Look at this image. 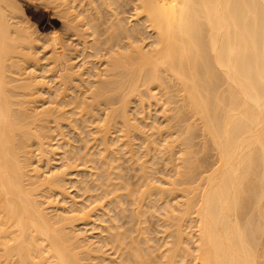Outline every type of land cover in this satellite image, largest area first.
<instances>
[{
    "label": "bare ground",
    "instance_id": "obj_1",
    "mask_svg": "<svg viewBox=\"0 0 264 264\" xmlns=\"http://www.w3.org/2000/svg\"><path fill=\"white\" fill-rule=\"evenodd\" d=\"M43 1L47 5L55 4L59 19L63 22L61 24L78 36L83 51L91 49L93 52L88 55L103 58L104 65L94 69V76L85 70L94 77L89 82V77L85 81L83 65L78 67L72 61V55H67V51L72 53V49H69L71 43L67 46L63 38L56 37L51 39V60L45 62L48 69L43 65L42 71L39 64L44 57L39 55V40L33 36L35 31H31L36 29L29 31L31 26L28 24L31 23L27 21L24 8L15 0H0V264H264V0ZM131 4L133 13L129 14L136 17L135 23L128 21V14L122 15ZM145 29L153 37L148 46L143 44L146 38L142 33ZM79 51L76 48L77 55ZM44 69L45 73L53 72L55 89L46 84L45 75L41 78L37 74L39 70L44 72ZM78 81L82 82L84 90H79ZM42 87H46V91ZM44 93H50V105L43 101ZM160 98L165 104L164 108L161 107ZM39 101L46 104L38 106L36 103ZM69 105L72 106L66 109ZM146 105L149 108L160 106L168 114H165V120H174L175 132L169 131L174 129L172 121L168 123L171 126L164 129L150 123L154 129L157 128L150 135L152 137L145 132L146 129L143 134V128L148 127L149 123L146 118L144 121L147 124L138 121H143V114L148 110L144 111ZM135 108L138 110L136 114L132 110ZM191 118L194 119L192 122L189 120ZM91 122L92 125L101 122L95 131L90 126L95 136L92 140H99L96 147L101 146L98 155L107 158L109 154L103 152H108L116 156V151L127 147L125 142L115 144L116 139L110 132L111 128H115L123 132L119 142L123 137L129 138L130 133L134 138L139 134L140 140L143 134L144 142L141 143L143 146L145 143V154L149 150L157 154L160 149L159 153H163L165 160L171 162L169 166L177 164L173 169L175 172H172L174 175L171 178L168 176L170 179L164 177L158 182V178L154 180L152 177L153 174L148 176L150 172L146 175L145 169L151 170L153 167L149 166V159H145L148 162L144 160L139 163L142 169L145 168V174L142 173L145 178L141 179L145 183L142 185L145 190L139 189L143 191L140 194L142 199L143 195L147 199L151 196L152 199L156 198L154 196L159 200L164 199V202L160 200L163 204L160 207L156 204L159 210L162 209V214L159 212L162 217L157 207L154 211L160 215L161 219L159 215L156 217L162 221V226L161 223L159 226L163 227L161 230L165 233V239L161 236L164 248L160 252L158 246L155 247L153 237H145L142 229L136 230L138 227L133 229L134 225L131 224L134 222L130 220L135 221L137 211L130 215L131 208L125 205L122 209L127 207L130 216L126 215V211L123 214L130 218L134 216L126 220L131 226H125V221L120 224L125 229L119 227L118 222L112 220L118 215L111 216L113 224L107 227L110 229L107 230L111 246L107 250L99 246L100 243L96 246L95 240L92 241L86 234L83 236L82 230L76 229L75 222L92 217V209L83 204V207L74 209L72 203L68 205V201H64L67 205H58L57 196L69 194L65 182L68 181L67 169L70 170L73 165L66 163L70 168L65 164L64 168L57 169L49 167L51 163H48L44 168L40 162L43 158L48 161L58 146L65 147L63 145L68 141L65 140L64 128H73L79 133L85 127L84 123L89 126ZM198 130L209 136L213 147L211 151L214 149L213 154L216 155L213 156L217 157L215 163L207 165L208 161L201 163L202 160L199 162L197 156L194 157L191 148L195 145L193 140L197 132L200 135ZM153 133L158 135V140L165 137L161 139L162 145L160 142L154 143L157 137ZM146 134L148 139L154 141L148 140ZM57 136V146H54L51 142ZM83 139L91 140L87 135ZM86 143H82L83 149L80 148L85 153L81 151L75 157L78 160L77 155H81L79 160L82 159L81 165L85 164V167L87 162H96L86 152L91 148L84 149L88 146ZM73 146L75 149L77 145ZM73 146L70 143V147ZM66 147L65 151L69 152ZM97 148L93 152L96 153ZM124 149L132 156L137 154ZM35 155L39 162H34ZM173 156L177 157L176 160ZM106 160L102 159L103 163L106 164ZM108 163L107 167L110 166ZM197 163L201 171L196 169ZM118 172L113 169L117 176ZM110 175L108 172L102 178L103 175L98 174L105 184V181L108 183L106 177L112 179ZM101 180L99 185L101 183L102 189L112 186L109 182L103 187ZM194 182L197 184L192 186ZM99 185L96 184L102 191ZM87 189L94 195L91 189ZM45 190L50 193L45 194ZM109 190L107 196L113 189L111 192ZM100 194L103 195L102 192ZM65 196L64 199L67 198ZM176 196L181 198H178L180 203L174 201ZM94 199L97 201V196ZM113 200L115 204V197ZM136 200L134 198L133 201ZM89 206L92 208L91 204ZM134 231H138V234L133 235ZM154 249L159 253H154Z\"/></svg>",
    "mask_w": 264,
    "mask_h": 264
},
{
    "label": "rangeland",
    "instance_id": "obj_2",
    "mask_svg": "<svg viewBox=\"0 0 264 264\" xmlns=\"http://www.w3.org/2000/svg\"><path fill=\"white\" fill-rule=\"evenodd\" d=\"M14 1V0H13ZM15 2L18 4V5H21V7H23L24 8V13H25V15L28 17V19H27V21H29L28 23H31V24H28L27 22V24L29 25V31L31 30V29H36V30H31V31H35L34 33H33V36L35 37V39L37 38L38 40H39V42H38V40L36 41V42H38L39 44L36 46L37 47V49H38V51L40 52L39 53V55H41V58H43V59H40L41 60V64H39V66H40V68H41V66H42V71H43V65H45V62H48L47 60H51V57L49 56V55H51V39H55L56 37H60L63 41H64V43H67V46H68V44H70V45H72V47L69 45V49H72V53H70V52H68L67 51V55L68 56H71V57H73V60L72 61H74V63H77V66L79 67V66H81V65H83L82 67H84V70H82L83 71V73H86V71H88V72H91L92 73V75L95 73V70H96V68H102L103 66L102 65H104V64H102V62H103V58H99V57H96V56H93V55H88V53H91V52H93V50H91V49H86V51H83L82 50V46L80 45L81 43H79L80 41H79V39H78V36L76 35L75 36V34L73 35V32L71 31V30H67L65 27H64V24H61V23H63V22H61L62 20H60L59 18V16H58V14H57V8L55 7V4H53V3H49L50 5H47V4H45V2L42 0H15ZM20 3V4H19ZM129 6V5H128ZM128 6H126V7H128ZM20 7V8H21ZM23 8H22V10H23ZM124 8H125V6H124ZM132 8V4H131V6H129L128 8H126L125 9V11L126 12H122L123 14V16H126L127 14H128V16H130V17H128L129 19H128V21H130L131 23L132 22H136V19H134V18H136L134 15H131L132 13H133V9H131ZM128 9V10H127ZM129 9H131V10H129ZM129 13H131V14H129ZM131 18V19H130ZM20 18H18V20H19ZM18 20H16V21H18ZM135 20V21H134ZM20 22H21V19L19 20ZM129 22V23H130ZM23 23H24V21H23ZM23 23H21L22 25H24ZM21 25V26H22ZM63 25V26H62ZM25 26V25H24ZM33 26V27H32ZM26 27V26H25ZM58 28H59V30H58ZM64 28L66 29V30H64ZM63 29V30H62ZM63 32H62V31ZM146 30V31H145ZM144 31L145 32H143L142 34V36L143 37H145L146 39L144 40V45L145 44H147V46L149 45V43L152 41V39H153V37H151V33L149 32L148 33V30L147 29H145ZM65 31V32H64ZM68 32H70V33H68ZM38 33V34H37ZM52 33H54V34H52ZM59 33V34H58ZM44 34V35H43ZM49 34H51L50 36H49ZM56 34V35H55ZM40 35V36H39ZM47 35V36H46ZM53 35V36H52ZM65 35V36H64ZM37 36V37H36ZM42 36V37H41ZM44 36H46V37H44ZM55 36V37H54ZM65 38H64V37ZM149 36V37H148ZM48 37H50V38H48ZM52 37V38H51ZM42 38V39H41ZM67 38V39H66ZM90 40H92L91 39V37L89 38ZM68 41V42H67ZM78 41V42H77ZM35 42V43H36ZM41 42V43H40ZM70 42V43H69ZM44 43H45V45H47L48 46V44H49V46L47 47V46H45L44 45ZM47 43V44H46ZM41 45V46H40ZM80 46V47H79ZM146 46V47H147ZM40 47V48H39ZM45 47V48H44ZM71 47V48H70ZM78 48L80 51L78 52V55H77V53L75 52V50H76V48ZM82 47V48H81ZM48 48V49H47ZM75 48V49H74ZM50 49V50H49ZM49 50V51H48ZM71 51V50H70ZM74 51V52H73ZM49 52V53H48ZM84 52V53H83ZM74 53H76V56H75V54ZM80 53V54H79ZM92 54V53H91ZM43 55V56H42ZM85 55V56H84ZM86 55H87V57H86ZM75 56V57H74ZM80 56V57H79ZM88 56H89V58H88ZM93 56V57H92ZM45 57H49L48 59L47 58H45ZM90 57H92V58H90ZM86 59V61H85V59ZM92 59V60H91ZM40 60L38 61L39 63H40ZM49 60V61H50ZM91 60V62H89ZM101 60V61H100ZM87 62V63H86ZM50 63V62H49ZM80 65H79V64ZM86 64V66L88 67H86L85 66V64ZM46 67H45V69L48 67L47 65H45ZM78 67H77V69H78ZM81 67V68H82ZM92 67V68H91ZM87 68V69H86ZM45 69H44V72H41V70H39L38 72H37V74L39 75V76H41V78H43L42 76H44L45 75V77H44V79H45V81L46 82H48V83H46L47 85L49 84V86H51L52 88H54V86H56L55 85V83H56V81H54V80H56L55 78H53L54 76H52V74H53V72H50V73H48V71H47V73H45L46 71H45ZM48 69V68H47ZM95 69V70H94ZM86 70V71H85ZM94 71V72H93ZM52 73V74H51ZM90 74V73H89ZM88 73H86V75L84 74L83 75V77L85 78V81L87 80V78H88V82H89V80L91 81L92 80V78H94L93 76H91V74L89 75ZM44 81V80H43ZM80 81H78L77 82V84H80V85H78V88H79V90H84V89H82V82L81 83H79ZM53 85V86H52ZM85 85H86V83H85ZM88 85V84H87ZM48 87V86H47ZM43 89L45 88V91H46V87H42ZM49 88V87H48ZM47 88V89H48ZM177 88V86H175V89ZM55 89V88H54ZM79 90H76L75 89V91H78L79 92ZM80 91V92H81ZM47 92H48V90H47ZM78 92H76L77 93V95L80 93H78ZM74 92H72V94H73ZM75 93V94H76ZM181 93V92H180ZM50 94V93H49ZM49 94L48 93H44L42 96H44L43 97V101L44 100H46V103L49 101V102H51V100H52V97L50 98V96H49ZM82 97V96H81ZM162 101V102H161ZM48 102V105H50V103ZM160 102H161V107L162 108H164L165 106V104L163 105V100L160 98ZM41 103H42V101H41ZM43 103H45V102H43ZM43 103L42 104H40V101H39V103L37 102L36 104H38V106H40V105H43ZM45 103V104H46ZM40 104V105H39ZM44 104V105H45ZM53 104V103H52ZM51 104V105H52ZM160 104V103H159ZM54 105H55V103H54ZM72 105H69V106H67L66 107V109H69L68 107H71ZM135 107V106H134ZM147 108H148V110H147ZM152 107H147V105H146V108H144V111H148V114H147V111L145 112L146 114H143V115H145L144 116V118H143V116L142 115H140V114H138L137 113V116L139 115V117L140 118H143L142 120L143 121H138V122H144L145 123V118H146V120H147V122L149 123L148 125V127L147 126H145V127H147V128H143V134H145V132L150 136L151 134H152V132L154 131V130H156L157 128L158 129H164V128H166L167 126H171V125H169V124H171L172 123V121H173V123H172V126L174 125V120H165L166 118V116H165V114L166 113H164L163 112V109H161L160 108V106H153V110L151 109ZM162 110V112H161V110ZM132 110H134L135 111V114H136V111H138L137 110V108H135V109H132ZM149 110H151V111H149ZM157 110V111H156ZM134 111H133V115H135L134 114ZM149 113H150V115H149ZM164 113V114H163ZM78 115V114H77ZM76 115V116H77ZM164 115V116H163ZM166 115H168V114H166ZM147 116H148V118H147ZM150 116V117H149ZM169 116H167V118H168ZM171 119V118H170ZM191 122L194 120L193 118H191V119H189ZM91 121V120H90ZM169 122H171V123H169ZM143 123V124H144ZM150 123H153V124H156L155 125V127H157L156 129H154V125H153V127H152V124H150ZM169 123V124H168ZM188 123H189V121H188ZM65 124V122H63V125ZM101 124V122L98 124V123H93V125H92V122H91V124H88L89 126H86L85 125V123L82 125V124H80V125H82V127H84V128H82L81 126L79 127L80 129H81V131H85V132H83V134H79L78 132H75V131H77V130H74L73 128L71 129V128H64V130H63V133H65L64 135H65V137H66V139L65 140H67L68 142H67V144L66 145H63V146H67L66 147V150H69V152H67V151H65V147H62V146H60L61 148H59V146H58V148H57V150H55L56 152H54V153H51V154H53V155H51L50 154V159L48 160V161H50V162H48L45 158H43V160L40 162L42 165H43V167L45 168L46 167V165L48 164V163H51V164H48L49 165V167H54V168H59V169H61V168H64L63 167V165H65L66 163L67 164H70V165H73V166H68L67 167V164H66V167L67 168H70V170L69 169H67L68 171V174L66 175L67 177H66V180H68V181H66L65 182V187H66V191L69 193V194H65L64 196H65V198L66 199H64V196H63V199L60 197V195H58L57 196V198L56 199H58L59 200V202H60V204H58V205H60V206H62V204L61 203H65L66 205H67V203L66 202H64V201H68V205H70L71 203V205L72 206H74V209H75V207H77L78 208V206L79 207H83V206H88L89 207V209L91 210V212L90 213H92L91 215H92V217L91 216H89V218H87V220H82V221H76L75 222V224H76V229L78 230V231H80L81 232V230H82V234L84 233V235L83 236H85V234H86V236H89V237H91L90 239H93L92 241H94L95 243V245L96 246H98V244L100 243V245L99 246H102L104 249H108L110 246H111V244H110V242H109V238H110V233H109V231L108 230H110V229H108L113 223V221L115 222V223H117L118 222V224L117 225H120V224H122L123 222H125L126 220H128V219H131L132 217H134V216H132L131 218L130 217H127L126 215H128V213H130V215L132 214V213H134V211H135V213H136V211H137V213L135 214V215H137V217H140V218H142V219H140V218H138V220H137V217H135L136 219H134L137 223L135 224V221H132V220H130V222H134L133 224H131V225H134V227H133V229L135 228H137L136 230H140V231H142L143 230V233L142 234H145L144 236L146 237V236H151V237H153L152 238V240H154V241H152V242H154V243H156L155 244V247H157V250L160 252V250H163V244L161 245V243H164V235H165V233L161 230V229H163V227H161L162 226V221L160 220V221H158L159 219H161V217H162V209L160 208V210H159V208L157 207V205L156 204H158V206L160 207V205H163V204H161L162 202H164V199H160L162 202L160 203V200H159V198H157V196H154V197H156V198H154L155 199V202H154V199H152L153 198V196H151L150 198H144L145 196L143 195V199H142V190H145V186H143V188H142V185H144L143 183H142V180L145 178L144 176H143V174L142 173H144L145 174V170H146V175L148 174V176H150V174L152 175V177L154 178V180L156 179V178H158V182L161 180V178L163 179L164 177V179H170L174 174V170L176 169L175 167H177V164L175 163V161H174V163H173V161H172V163L174 164V167H172L171 165L169 166V164H171V162H167L165 159H166V156L165 155H163V153H159L160 152V149L159 150H157V151H159V152H157V154H156V152H154V153H151V152H149V151H151V150H149L148 151V153L147 154H145L146 152H144L146 149H144V147H145V143H144V146L142 145V143L141 142H144L142 139L144 138V137H142L143 136V134H142V136L140 135V137H141V140H140V138H139V134H137V135H135V138L134 137H132L130 134H129V138H127V136H126V138H127V140H125L126 138L125 137H123V139H122V141L120 140V142H119V137H120V134L121 133H123V132H121V131H117V129L116 130H114L115 128H111V130H110V132L112 133V135L114 136V140L116 139V143L115 144H120L121 142L122 143H126V144H128L127 145V147L125 146L124 148H126V150H130L129 149V147H130V144H131V150H133V152L134 153H136L137 152V154H134L133 156H132V153L131 152H129V153H127V151L125 152V149L123 148V149H121L120 151H116L115 152V154H116V156L115 155H113V154H111V153H108V152H103V154H109L108 156H107V158H106V156H102L101 154H99V155H101V156H99L97 153H100L99 152V150H100V145H99V148H97L98 147V142H99V140H92L95 136H94V131H95V127H97V125H100ZM142 124V125H143ZM145 124H147V123H145ZM164 125V127H163V125ZM167 124V125H166ZM66 125V124H65ZM64 125V126H65ZM160 125H161V127H160ZM93 126V129L91 128V127ZM144 126V125H143ZM160 127V128H159ZM174 127V126H173ZM153 128V129H152ZM76 129V128H75ZM84 129V130H83ZM87 129V130H86ZM92 129V130H94L93 132H92V130L90 131V130ZM144 129H146L145 130V132H144ZM74 131V132H73ZM79 131V130H78ZM87 131V132H86ZM169 131H171L170 133H172V132H175V127H174V129L172 130V128H171V130H169ZM199 131V130H198ZM201 131H199V133H200ZM57 133V132H56ZM55 133V134H56ZM85 133V134H84ZM111 133H110V135H111ZM155 133V132H154ZM153 133V134H154ZM201 133H203V132H201ZM200 133V135L198 134V132H197V135L195 136V138L196 139H194V140H196V141H194L193 140V142L195 143V145H196V142H197V145L195 146V145H193L192 146V151H193V153H194V157L196 158V156H197V161H201V163H205V162H207V163H209V164H207V165H210V163L212 164V163H215V161H216V159L215 158H217V157H215V156H213V155H216V154H213V151H214V149L211 151V149L213 148L212 146H211V140H210V138H209V136L208 135H206L205 133H204V135L203 134H201ZM54 134V135H55ZM96 134V133H95ZM145 135V137L147 138V136L148 135ZM57 135V134H56ZM55 135V136H56ZM86 135H87V138H91V140H88V142H89V144H88V142L86 143V139H83L84 137H86ZM133 135V134H132ZM173 135H175V134H173ZM82 136V137H81ZM94 136V137H93ZM163 136V135H162ZM132 137V138H131ZM137 137V138H136ZM152 136H150V138H151ZM154 137L157 139V142H154V143H158V144H160L161 143V139H165V137H162L161 139H159L158 140V135H155L154 134ZM173 138H175V136H172ZM57 138L59 139V137L57 136L55 139H53V142H51V143H54V146L56 145L57 146V142H56V140H57ZM111 138H113V137H111ZM120 138H122V134H121V137ZM155 138H153V139H155ZM70 140V143H71V145L73 146V145H79L80 147H77V146H75L76 148L74 149V146L73 147H70V143H69V140ZM81 139H83V140H81ZM118 139V140H117ZM148 139V138H147ZM84 140H86V141H84ZM124 140V141H123ZM132 141V142H130V141ZM145 140V139H144ZM148 140H151V141H154V140H152V139H148ZM95 141L97 142V143H95ZM118 141V142H117ZM165 140H163L162 142H164ZM56 142V143H55ZM84 142L88 145L87 147H85L86 145H84V149H87L88 147L89 148H91V149H87L86 150V152H88V153H90V155H88L89 157H91L92 159L94 158L95 160H96V162H94V160L93 161H90V162H87L86 163V167H85V164H83V165H81V160H79V156H81V155H77L78 156V160L76 159L77 157H76V154L77 153H79V152H81L82 150L80 149V148H82V146H83V144H84ZM130 144H129V143ZM160 142V143H159ZM83 143V144H82ZM121 143V144H122ZM82 144V145H81ZM135 144V145H134ZM140 144V145H139ZM93 145V146H92ZM96 145H97V147H96ZM161 145H162V143H161ZM70 148H69V147ZM133 146H134V149H136V150H134L133 149ZM157 145H155V147H156ZM195 146V147H194ZM158 147H162L163 148V146H158ZM212 147V148H211ZM63 148V149H62ZM72 148V149H71ZM78 148H79V151H78ZM96 148H97V151H96V153L95 152H93V150L95 149L96 150ZM143 150H142V149ZM175 149H176V146L174 147ZM73 150V151H71V150ZM83 149V148H82ZM157 149V148H156ZM174 149V150H175ZM196 149V150H195ZM89 150V151H88ZM92 150V151H91ZM94 150V151H95ZM130 150V151H131ZM162 150V149H161ZM178 150H180V149H178ZM177 150V151H178ZM78 151V152H77ZM84 151V153H85V150H83ZM83 151H82V153H83ZM123 151V152H122ZM154 151V150H153ZM152 151V152H153ZM156 151V150H155ZM196 151H198V153H196ZM127 153V154H125V153ZM215 152V151H214ZM83 153V154H84ZM178 153V152H177ZM177 153H176V155H177ZM35 154H37L36 152H35ZM80 154V153H79ZM95 154V155H94ZM97 154V155H96ZM129 154V155H128ZM144 154V155H143ZM155 154V156L153 157V155ZM158 154H160V156L158 155ZM164 154H166V153H164ZM94 155V156H93ZM111 155H113V156H111ZM128 155V156H127ZM147 155H148V157H147ZM175 155V156H176ZM179 155V154H178ZM177 155V156H178ZM206 155H208V157L206 156ZM34 156V155H33ZM36 156L37 155H35V158H34V162H39V161H36ZM87 156V157H88ZM118 156V157H117ZM132 156V157H131ZM163 156H164V158H163ZM201 158H200V157ZM204 156V157H203ZM211 156V157H210ZM38 157H40V155L38 156ZM48 157V158H49ZM52 157V158H51ZM67 157V158H66ZM76 157V158H75ZM99 157H101V158H99ZM105 157V158H104ZM127 157V158H126ZM199 157V158H198ZM212 157H214L213 158V160H212ZM65 158H66V161H65ZM117 158V159H116ZM132 158H133V160H132ZM175 158H177V157H175ZM174 158V156H173V159H175ZM203 158V159H202ZM208 158V159H207ZM210 158V159H209ZM68 159V160H67ZM102 159H103V161H104V159L107 161V163L110 161H112L113 160V162H111V164L110 163H108V166L109 167H107V163L105 164V163H103V161H102ZM111 159V160H110ZM132 161H131V160ZM143 159V160H142ZM145 159H149V163L151 164H149V163H147L146 165L148 166V164H149V166L151 167V166H153V167H148V168H150L151 170H148V169H142L141 167H140V165H139V163L141 164V162L140 161H144ZM200 159V160H199ZM205 159H207L206 161H205ZM39 160V159H38ZM102 162H101V161ZM109 160V161H108ZM114 160H116V161H114ZM176 160V159H175ZM211 160H212V162H211ZM215 160V161H214ZM145 161H147L148 162V160H145ZM65 162V163H64ZM70 162V163H69ZM79 162H80V164H79ZM100 162L105 166V168H104V166L102 165V164H100ZM119 163V164H118ZM167 163V164H166ZM35 164H37V163H35ZM61 164H62V166H61ZM113 164V165H112ZM172 164V165H173ZM206 164V163H205ZM47 165V166H48ZM77 165V166H76ZM92 165H94L93 167L94 168H92ZM100 165H101V167H102V170L100 169ZM176 165V166H175ZM198 165V167L196 168V169H198L199 171H201L200 170V167H199V164L197 163L196 164V166ZM202 165V164H201ZM214 165V164H213ZM75 166V167H74ZM96 166V167H95ZM111 166L113 167V169H114V171L116 170V173L119 171L120 172V174H119V172H118V176H117V174L116 173H113V169L111 168ZM124 168V170H123V168ZM129 166V167H128ZM202 166H204V165H202ZM89 167V168H88ZM98 167V168H97ZM117 167V168H116ZM119 167V168H118ZM170 167H172V169H170ZM105 169V172H104V169ZM108 168L111 170V172L108 170ZM153 168V169H152ZM175 168V169H174ZM204 168V167H203ZM122 169V170H121ZM174 169V170H173ZM107 170V171H106ZM43 171V170H42ZM89 171H91L92 173L90 174L89 173ZM98 171V172H97ZM100 171H103V173L102 172H100ZM122 171V172H121ZM152 171V172H151ZM94 172H95V174H94ZM101 174V175H103V177L102 178H104V175L105 176H107L108 175V172H109V175H110V173H111V177L110 178H112L113 179V177H114V179L112 180H109V178L108 177H106L105 178V180L106 179H108V183H107V181H105L106 182V184L105 183H103L104 181H102L100 178H101V176H98V174ZM173 172V173H172ZM105 173V174H104ZM113 174H115L116 175V177L118 178V179H116V177L113 175ZM124 174V175H123ZM205 174V173H204ZM95 175H96V177H95ZM121 175H122V177H121ZM172 175V176H171ZM141 176V177H140ZM158 176H160V177H158ZM167 176V177H166ZM170 178H169V177ZM124 177H125V179H124ZM139 177V178H138ZM143 177V178H142ZM147 177V176H146ZM151 177V178H152ZM97 178H99V180L97 181L96 179ZM121 178V179H120ZM142 179V180H141ZM78 180V181H77ZM100 180L102 181V183H103V187L104 186H106L107 184H109V182H110V185H112V186H109L110 188L111 187H113V188H111L110 190L108 189L109 187L108 186H106V187H108V188H106V187H104V189H102V185H101V183H100V185H99V182H100ZM122 180H123V182H122ZM128 180V181H127ZM149 180H150V178H149ZM152 180V179H151ZM112 181V182H111ZM114 181H115V184L117 183V186H114L115 184H113L114 183ZM140 181H141V183H140ZM92 184H94L92 187L95 189V190H99V192H97L96 191V193H94L95 191H93L94 189L91 187V183ZM131 184H130V183ZM143 182H145V181H143ZM87 183H90V185H88ZM112 183V184H111ZM139 183V184H138ZM96 184L97 185H99V186H101L100 188H101V190L102 191H100V189L99 188H97L98 186H96ZM105 184V185H104ZM119 184V185H118ZM130 184V185H129ZM197 184V182H194V185H193V183H192V186H195ZM86 185V186H85ZM126 185V186H125ZM139 185H141V188L139 187ZM185 185V184H184ZM184 185H182V187L181 188H183L184 187ZM88 186V187H87ZM179 186H178V188H179ZM185 186H187V185H185ZM189 186H190V184H189ZM85 187H87L89 190L91 189V191H92V193L94 194V195H92V194H90L91 192L90 191H86L85 189H87V188H85ZM129 187V188H128ZM131 187V188H130ZM188 187V186H187ZM68 188V189H67ZM97 188V189H96ZM133 188V190L131 191V189ZM181 188H179L180 190H181ZM87 189V190H88ZM109 190V192H111V190H112V196H111V194L110 193H108L109 195L107 196V190ZM128 189H130L129 191H128ZM136 189V190H135ZM139 189H142V190H140L139 191ZM85 190V191H84ZM103 190H105L104 192H103ZM116 190V191H115ZM46 192H45V194L47 193V192H49L48 190H45ZM114 191V192H113ZM127 191V192H126ZM131 191V193H129ZM139 193H138V192ZM103 193V195L102 194H100V193ZM177 192L178 193H180L179 192V190L177 189ZM44 193V192H43ZM50 193V192H49ZM104 193H106L105 195H104ZM125 195H124V194ZM48 194V193H47ZM90 195V198H89V195ZM114 194V195H113ZM115 194H120V195H115ZM122 194H123V197H120V196H122ZM128 194H129V196H128ZM141 194V195H140ZM98 195L101 197V198H99L98 197ZM176 195V194H175ZM92 196H94V197H92ZM96 196H97V201H96V199H94V198H96ZM115 197V204H117V203H120L118 206H116L115 207V204H113V202H114V200H113V198ZM117 196V197H116ZM139 196V197H138ZM141 196V197H140ZM59 197V198H58ZM113 197V198H112ZM138 197V199L136 200V198ZM147 197V196H146ZM172 197V196H171ZM174 197V196H173ZM73 200H71V199ZM93 198V199H92ZM113 200H111V199ZM118 198V199H117ZM121 198V199H120ZM134 198H135V200L137 201V203H136V201L134 202L133 200H134ZM178 198L179 199H181L179 196H178ZM178 198H177V196H176V198H174V201H176V202H178L179 200H178ZM62 199V200H61ZM142 199V200H141ZM147 199V200H146ZM149 199H151L152 201H150ZM58 200H55V201H58ZM69 200H70V202H69ZM118 200V201H117ZM119 200H120V202H119ZM121 200H123V202L121 201ZM138 200H140V201H143L142 202V204H140V201H139V204H138ZM167 200V198H165V201ZM178 200V201H177ZM72 201V202H71ZM77 201V202H76ZM110 201H112V203L110 202ZM156 201H158V202H156ZM169 201V200H168ZM90 202V203H89ZM92 202V203H91ZM134 202V203H133ZM167 202V201H166ZM165 202V203H166ZM175 202V203H176ZM58 202H56V204H57ZM76 204V205H73V204ZM84 203L86 204V205H84ZM88 203H89V205L91 204L92 205V208L88 205ZM122 203H124V204H122ZM164 203V204H165ZM179 203H180V201H179ZM64 204V205H65ZM79 204V205H78ZM81 204V205H80ZM82 204H83V206H82ZM94 204V205H93ZM177 204V203H176ZM65 205V206H66ZM96 205H98V206H96ZM124 205L125 206H127L128 208H131V209H129V211L130 212H128V211H126V209H128L127 207L125 208V210H123L122 209V207L124 208ZM179 205V204H178ZM96 206V207H95ZM120 206V207H119ZM70 207V206H69ZM155 207H157L158 209H157V212L159 213L160 211V215H161V217H160V215L159 214H156L154 211H156V208ZM133 208L135 209V210H133ZM51 209V208H50ZM50 209H49V211H50ZM71 209H73L72 207H71ZM70 208L68 209L69 211L71 210ZM120 209H122V210H120ZM152 209H154V210H152ZM94 210V211H93ZM159 210V211H158ZM72 211V210H71ZM70 211V212H71ZM119 211H120V213H119ZM125 211H126V215L125 214H123V213H125ZM141 211V212H140ZM143 211H145L144 213H143ZM153 213H152V212ZM142 213L141 214V216H139V214L140 213ZM73 214H74V212H72ZM76 213H78V212H76ZM75 213V214H76ZM123 214L122 216L120 215V214ZM152 213V214H151ZM81 214V213H80ZM116 214V216L117 217H115L116 218V220H115V218L113 217L114 215ZM154 214H156V215H154ZM130 215H128V216H130ZM153 215V216H152ZM159 215V219H157L158 217H156V216H158ZM113 218H112V217ZM122 217H123V219H122ZM111 218H112V220H111ZM119 218V219H118ZM125 218V219H124ZM118 219V220H117ZM140 219V220H139ZM120 221V222H119ZM111 222V223H110ZM130 222L128 223L127 221H126V223L124 224L125 226H128L129 224H130ZM139 222H141L140 224H139ZM78 223V224H77ZM128 223V224H127ZM160 223H161V226H159L160 225ZM138 224V225H137ZM80 225H82V226H80ZM131 225H129V226H131ZM125 226L123 227V225H120L119 227H123L124 229H125ZM128 226V227H129ZM136 226V227H135ZM142 226H144L143 228H142ZM80 229H79V228ZM108 227V228H107ZM140 227V228H139ZM127 228V227H126ZM145 228H146V230H145ZM148 228V229H147ZM149 228H150V230H149ZM108 229V230H107ZM142 229V230H141ZM85 230V231H84ZM119 230H121L120 228H119ZM145 230V231H144ZM161 230V231H160ZM148 231V232H147ZM144 232H146V233H144ZM163 232V233H162ZM134 234H138V231H134L133 232V235ZM139 234L141 235V233L139 232ZM164 234V235H163ZM163 235V236H162ZM109 236V237H108ZM141 236H143V235H141ZM161 236H162V238H164L163 240H162V238H161ZM93 237V238H92ZM150 237V238H151ZM160 241V242H159ZM98 242V243H97ZM104 242V243H103ZM152 242H150V243H152ZM103 245H102V244ZM154 243L152 244L153 246H154ZM159 243V244H158ZM94 244L92 245L93 247H94ZM157 245V246H156ZM159 246H162L160 249H158L159 248ZM154 248V247H153ZM151 250H152V248H151ZM158 251H156V249H154V253L155 252H158ZM158 252V253H159Z\"/></svg>",
    "mask_w": 264,
    "mask_h": 264
}]
</instances>
